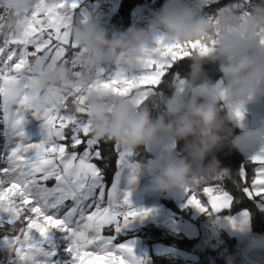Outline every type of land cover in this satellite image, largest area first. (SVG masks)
Returning <instances> with one entry per match:
<instances>
[{
	"label": "snow or ice",
	"instance_id": "6c2138e0",
	"mask_svg": "<svg viewBox=\"0 0 264 264\" xmlns=\"http://www.w3.org/2000/svg\"><path fill=\"white\" fill-rule=\"evenodd\" d=\"M251 3L252 0H209L207 18L214 22L230 6L246 15ZM65 8L73 14L77 0H36L25 13L22 29L14 32L5 29V21L12 13L0 5V244L14 254L18 264H48L55 253L45 251L32 234L46 238L52 229H58L70 240L66 251L72 264H141L131 244L116 240L131 219L147 215L130 207V192H122L119 186L124 169H130L128 182L135 181L136 164L129 163L132 153L115 145L118 170L111 186L107 185L104 170L92 161L106 160L102 145L108 141L93 136L80 89H74L60 107L31 110V115L42 121L44 135L39 142H31L23 131L24 116L30 110L24 90L35 69L62 62L72 65L74 75L78 74L73 63L78 50L67 25L71 15H61ZM156 43L159 47L160 40ZM260 43L264 44V37ZM214 44L210 33L206 40L164 48L160 61L148 59L143 68L121 73L100 67L97 86L128 98H135L139 92L141 96L135 102L142 105L150 96H162L172 87L181 90L184 58L196 50L207 53ZM75 101L81 106L73 113L71 105ZM234 116L243 119V111L236 109ZM80 146L82 152L78 150ZM250 166L254 173L250 185L248 170L241 168L235 177L238 190L249 199H264V151L250 157ZM224 175L217 170L213 175L196 178L184 189L187 203L201 212L229 209L233 195L222 186ZM51 180L54 183L49 186ZM209 181L215 183L203 187L207 197L204 206L198 189ZM247 215L246 211L242 214L241 223L246 222ZM227 219L235 226L230 217Z\"/></svg>",
	"mask_w": 264,
	"mask_h": 264
},
{
	"label": "clouds",
	"instance_id": "9594fccd",
	"mask_svg": "<svg viewBox=\"0 0 264 264\" xmlns=\"http://www.w3.org/2000/svg\"><path fill=\"white\" fill-rule=\"evenodd\" d=\"M35 3L0 0L12 13L5 29L20 31L26 11ZM198 3L203 9L209 0ZM61 15H71L67 25L78 50L73 62L78 74L74 75L72 65L62 62L37 67L24 90L30 110L60 107L74 89H80L94 137L128 153L152 150L150 161L136 164V173L147 175L154 191H184L196 178L215 174L218 161L213 154L226 146L246 152L264 145V118L238 135L229 127L234 121L239 126L236 109L244 111L247 105L264 99V44L260 43L264 37V0H252L246 15L234 6L227 7L214 22L200 15L187 0H165L148 21L155 34L135 27L104 31L74 16L68 8ZM210 33L215 44L207 53L196 50L188 58L189 72L179 91L172 87L169 95H153L138 105L139 92L128 98L97 86L100 67L121 73L143 68L148 59L160 61L164 48L206 40ZM206 64L216 65L217 80L208 77ZM80 106L75 101L72 112ZM181 142L182 147L171 148ZM252 240L264 249V236H253Z\"/></svg>",
	"mask_w": 264,
	"mask_h": 264
},
{
	"label": "crops",
	"instance_id": "0c3cea01",
	"mask_svg": "<svg viewBox=\"0 0 264 264\" xmlns=\"http://www.w3.org/2000/svg\"><path fill=\"white\" fill-rule=\"evenodd\" d=\"M104 1L111 3L112 7L116 11L119 5V0ZM145 1V4L156 6L159 5L163 0ZM100 2L101 0H77V8L73 11V15L89 22L92 12ZM145 4L142 6H138L133 10V20L143 10ZM106 16V14L100 13L99 19L95 23L98 28L104 31H106L107 27V25L104 24V19ZM261 118H264V99L247 105V107L243 111V119L238 121L239 126H236L237 122L235 121L233 122V124L241 132L244 128L254 127ZM24 119L25 123L23 125V131L25 133V136L31 142H39L44 135L43 130L41 128L42 121L40 119L34 118L31 115V110L25 113ZM2 143L3 138L0 137V145H2ZM171 148L175 150L176 145H172ZM80 151H83V147ZM146 151L149 154V158L146 161L148 162L152 158L153 152L150 148H146ZM261 151H264V145L252 148L246 152H239L245 159L250 161V157L252 155L258 154ZM92 162H94V160ZM129 163H134L137 165L143 164L135 160L134 153H132V155L129 157ZM117 170L118 169H116V171ZM129 171L130 169H124V171L121 173L119 185L120 190L122 192H130L129 201L130 207L132 209L145 211L147 212V215L142 217L137 216L131 219L130 223L127 224V226H125L124 228H122L118 235H123L128 232H136L142 227L153 224L163 227L169 233L180 234L188 239H196L200 237V229L196 224H194L192 221L183 219L180 215H177L170 209L165 208L161 200L162 198L171 199L175 202V204L180 210L190 209L191 218L193 220L206 216L207 212H201L198 209L189 205L187 203V194L184 191L170 190L166 193L154 191L147 175L136 173L135 181L133 183H129L127 179ZM53 183L54 180H51L48 182V185L51 186ZM260 200L262 201V208L264 211V199ZM245 211L248 214L247 219L245 223H241V220L243 219L242 214ZM217 213L219 212H215V214ZM231 219L235 222V226L232 223H229L228 219H224L221 217H216L214 221L215 224L221 230H223L229 237L234 238L236 240V245L239 249V252L247 264H264V249L257 248L255 246V242L252 240L253 235L251 234L249 212L247 210H242L236 213L233 217H231ZM205 223L206 221L202 222L201 228L204 227ZM203 234L204 231L201 229L202 238ZM32 238L36 243L42 246L45 251H52L55 253V255L48 260V264H72V257L66 251L70 243V240L68 239L66 233L60 232L58 229H52L47 234L46 238H41L39 234L35 232L32 234ZM119 243L131 244L133 247V254L136 259L141 262V264H152V260L150 257L151 254L155 256L174 255L176 257L181 258L188 264H202L199 254H196L194 252L182 251L172 246L164 245L162 243H155L151 246H148L144 242V239L139 236L126 239ZM0 250L2 251L0 253L1 261H3L4 258L6 259L7 257V264H18V261L16 260L14 254L8 248ZM9 257H11V259H9ZM206 260V258H203V261Z\"/></svg>",
	"mask_w": 264,
	"mask_h": 264
},
{
	"label": "trees",
	"instance_id": "16d2710c",
	"mask_svg": "<svg viewBox=\"0 0 264 264\" xmlns=\"http://www.w3.org/2000/svg\"><path fill=\"white\" fill-rule=\"evenodd\" d=\"M145 3V0H119V5L111 16L110 22L106 27V31H124L132 27L133 10L138 6L144 5ZM204 67L210 79L217 80L219 78L220 74L216 70V65L206 64ZM183 71L185 72L186 77L187 73L189 72L188 58H184ZM169 94L170 89H168L167 92L162 96ZM229 127L232 128L234 135H238L240 133V130L234 124L229 125ZM180 147H182V142L181 144L176 145L175 150ZM81 149L82 146H80L78 150L80 151ZM102 151L106 157V160H94V163L104 170L107 185L110 187L117 169L116 162L118 159V153L115 151V144L112 142L103 144ZM134 154L135 160L140 163H145L149 158L146 148H141L134 152ZM213 156L215 161H218L217 170L223 171L225 173L222 186L225 188V190H230L231 194L233 195V204L229 209L217 214L213 212H207L206 216L193 220L191 218L190 209L180 210L173 200L166 198H162L161 200L165 208L170 209L177 215H180L183 219L192 221L194 224H196L200 229V237L196 239H188L180 234L169 233L161 226L150 224L142 227L136 232H128L123 235H117L116 240L121 242L126 239L139 236L144 239V242L148 246H151L155 243H162L182 251L199 254L202 264H211L209 258L213 259V264H247L239 252V249L236 245V240L229 237L223 230H221L215 224L214 220L216 217H221L224 219L229 217L231 218L236 213L242 210H247L250 214L251 234L253 236H264V211L262 208V201L260 198L249 199L246 196H243L238 190L239 186L235 179V177L239 175L240 169L246 168L248 170V183L250 185L251 178L254 174L253 169L250 166V161L245 159L238 150L231 147L226 146L222 150L215 152ZM209 159L211 160L212 157ZM208 162L209 161H206L205 163L207 164ZM214 183V181H209L198 189L200 197L204 200L202 201L204 206H207V198L203 195V187H211L214 185ZM204 221H209V223L212 224L213 228L221 236L225 246L224 253L218 254L216 250L209 248L203 241L201 237V229L203 230V228H201V225ZM105 234H114V232H105ZM150 257L152 264H188L181 258L174 255L155 256L151 254ZM203 258H206L207 260L203 261Z\"/></svg>",
	"mask_w": 264,
	"mask_h": 264
},
{
	"label": "built area",
	"instance_id": "2783aa9c",
	"mask_svg": "<svg viewBox=\"0 0 264 264\" xmlns=\"http://www.w3.org/2000/svg\"><path fill=\"white\" fill-rule=\"evenodd\" d=\"M164 2L165 0H163L159 5H156V6L145 4L143 10L133 20L132 27L139 28V29H148L152 33H155L156 31L155 29H149L148 21L150 19L151 13L159 10L164 4ZM187 3L191 7L196 9L200 15H204L207 17L208 9L206 7L201 9L199 7L198 0H187ZM114 12H115V9L112 7L111 3L101 0V2L92 12L89 22L95 24L99 19L100 13H104L107 15L104 19V24L108 25L110 22L111 16L113 15Z\"/></svg>",
	"mask_w": 264,
	"mask_h": 264
},
{
	"label": "rangeland",
	"instance_id": "374dc122",
	"mask_svg": "<svg viewBox=\"0 0 264 264\" xmlns=\"http://www.w3.org/2000/svg\"><path fill=\"white\" fill-rule=\"evenodd\" d=\"M146 86V85H144ZM203 241L207 244V246L213 250H216L218 252V254H222L225 251V246H224V242L221 238V236L219 235V233L213 228L212 224L209 223V221H206L204 227H203ZM2 251L0 250V253ZM9 259H11V257H9ZM211 264H213L212 262V258H209ZM0 264H7V257L6 259L4 258L3 261L0 260Z\"/></svg>",
	"mask_w": 264,
	"mask_h": 264
},
{
	"label": "bare ground",
	"instance_id": "6f19581e",
	"mask_svg": "<svg viewBox=\"0 0 264 264\" xmlns=\"http://www.w3.org/2000/svg\"><path fill=\"white\" fill-rule=\"evenodd\" d=\"M4 248H7V247L3 244H0V249H4Z\"/></svg>",
	"mask_w": 264,
	"mask_h": 264
}]
</instances>
